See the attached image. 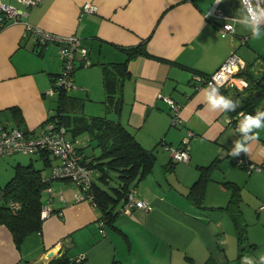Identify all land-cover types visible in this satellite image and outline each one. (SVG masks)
I'll use <instances>...</instances> for the list:
<instances>
[{
    "label": "crops",
    "instance_id": "1",
    "mask_svg": "<svg viewBox=\"0 0 264 264\" xmlns=\"http://www.w3.org/2000/svg\"><path fill=\"white\" fill-rule=\"evenodd\" d=\"M0 2L24 10L19 21L0 29V123L18 126L12 117L18 113L19 126L39 132L57 108V94L49 90L62 59L56 40L40 43L35 34H75L91 64L74 70V87L66 91L63 107L76 102L84 113L95 110L85 116L102 115L103 74L108 71L118 97L117 111H110L155 156L151 171L133 187L151 208L125 213L119 202L112 222L71 180L47 181L51 194L46 186L42 202L51 214L42 219L39 232L28 234L17 247L0 222V264H50L63 255L75 264H247L264 255V170L249 171L233 162L228 151L239 134L226 121L229 112L210 111L206 86L192 77L214 72L240 47L239 38L250 36L240 25L234 34L221 32L224 22L238 16L239 0H39L28 7L19 0ZM83 2L94 3L96 11L80 14ZM245 61L243 75L251 87L255 78ZM224 90L230 97L231 89ZM163 96L179 104V124H173ZM188 129L195 133L189 158L173 161L166 146H178ZM81 135H75L80 145ZM259 136L245 154L254 162L264 160V130ZM33 155L45 180L57 159L42 151ZM15 160L26 164V158ZM213 161L217 165L205 172ZM10 177L1 179L0 187ZM92 180L98 182L94 175ZM240 224L255 249L238 258ZM79 255L83 259L76 261Z\"/></svg>",
    "mask_w": 264,
    "mask_h": 264
},
{
    "label": "trees",
    "instance_id": "2",
    "mask_svg": "<svg viewBox=\"0 0 264 264\" xmlns=\"http://www.w3.org/2000/svg\"><path fill=\"white\" fill-rule=\"evenodd\" d=\"M126 50L127 53L130 51L131 53L136 52L135 49ZM139 50L142 49L140 48ZM125 65V62L120 63V66L123 68H125ZM125 73L126 70L124 74ZM110 77V73L104 71L103 84L106 91V108L109 111H117L118 97H116L114 93L116 83ZM251 84L253 85L250 87L249 82L248 88L250 90L248 94L243 97L237 96L235 92L231 93L229 98L238 102L239 107L235 112H229L230 114H234L239 110L253 113L257 111L255 109V104L264 96V78L255 79ZM118 86H120L119 82ZM223 92L225 96L228 94L227 90ZM56 94L57 108L55 112L47 118L55 120L58 125L64 126L66 134L67 131L70 130L73 137L79 133H88L90 140L93 141L94 147L99 149L97 155H84L83 163L92 170L98 171L96 177L98 182L92 181L90 191L94 196L96 206L101 211L103 218H105L107 222H112L117 213L115 210L116 205L119 202H123L126 193L151 171L155 156L152 151L145 149L138 142L134 134L122 122L112 119L106 114L88 117L84 115L72 119V117L65 112V108L63 107V99L66 90L57 89ZM12 117H14L19 128L26 130L24 127L19 126L21 119L18 113L12 114ZM71 141H73V139H71ZM77 147L83 151L81 147ZM49 154L48 151L42 150V155L44 157L47 158ZM216 165L217 162L213 161L210 165L205 167V172L211 171ZM110 170L116 171V176L119 180L118 186H108V178L110 176L108 171ZM203 174L205 173H201L200 177H202ZM200 182L199 179V183ZM48 184L49 183L43 178L42 168H37L31 161L26 164H15L12 176L1 186L3 195L0 203V222L9 228L17 247L22 245L28 234L39 232L41 228L42 219L40 218V210L43 204L42 195L43 190ZM195 186L196 183L192 186L193 190L191 194ZM10 201L17 203L18 207H11L9 205ZM233 218L236 221L235 214ZM243 227L244 224L237 226L238 258L247 252H253L255 249V244L247 241ZM67 263H70L69 259L63 255L54 259L50 264ZM75 263L76 262H72L70 264Z\"/></svg>",
    "mask_w": 264,
    "mask_h": 264
},
{
    "label": "built area",
    "instance_id": "3",
    "mask_svg": "<svg viewBox=\"0 0 264 264\" xmlns=\"http://www.w3.org/2000/svg\"><path fill=\"white\" fill-rule=\"evenodd\" d=\"M20 3L26 7L35 5L39 0H19ZM97 6L92 2H83L80 6V14L85 12H95ZM24 10L8 3L0 2V29L6 24L20 20ZM215 15V13H213ZM226 23L221 25V32L234 34V32L224 29ZM37 33V32H36ZM40 43L47 40H56L59 43V54L62 59V68L54 78L55 85L49 90L50 94L56 92L57 89L69 90L74 87V70L78 66H89L91 60L87 56L88 49L80 46L79 37L75 34L58 35L48 31H42L35 36ZM240 43L247 42V36L239 38ZM246 67V61L239 56L236 51H231L225 60L216 68V70L208 75L193 74V78L202 82L206 87L210 82L217 83L219 90L234 89L242 91L249 86L248 79L243 75ZM214 77L218 79L214 81ZM168 102L173 124H179V104L170 96H163ZM245 112L254 114L250 111L239 110L234 114L228 113L226 121L231 124L235 130L237 129L239 121V113ZM239 134V133H238ZM195 136L193 130L188 129L181 138L178 146L165 145L169 150L171 159L173 161H187L189 158L190 140ZM46 150L52 154L56 159V163L52 165L50 175L45 179L46 181L52 179H67L77 184L83 195L89 199L95 206L96 202L91 193L93 170L83 163L84 152L78 149L73 141L67 136L64 126L58 125L55 120L46 119L37 134L23 130L18 126H12L7 122L0 123V156L10 155L13 153L34 154L38 151ZM230 156V155H229ZM231 157V156H230ZM233 162L245 167L249 171L264 170V160L261 162H254L247 158L244 153L237 157H231ZM46 190L51 194V187L47 185ZM3 195V189L0 187V198ZM11 207H18L14 201H10ZM135 208L150 209L151 205L137 196V190L131 188L125 196L122 205L119 208L120 212L129 213ZM260 208H264L261 205ZM51 214L50 208L42 204L40 210V218L45 219ZM83 255L75 258L76 261H81Z\"/></svg>",
    "mask_w": 264,
    "mask_h": 264
},
{
    "label": "clouds",
    "instance_id": "4",
    "mask_svg": "<svg viewBox=\"0 0 264 264\" xmlns=\"http://www.w3.org/2000/svg\"><path fill=\"white\" fill-rule=\"evenodd\" d=\"M222 0H216L221 3ZM240 8L238 16L232 23H226L224 29L230 32L236 31V25L250 31L253 39L264 36V0H239ZM214 77V81L217 80ZM205 103L212 112H235L239 107L238 102L221 94L219 85L210 82L203 90ZM264 130V110L256 111L254 114L240 112L236 131L239 139L233 141V147L228 151L231 157H237L241 153L248 154L250 145L260 138L259 133ZM247 264H264V255H260L256 261L249 260Z\"/></svg>",
    "mask_w": 264,
    "mask_h": 264
},
{
    "label": "rangeland",
    "instance_id": "5",
    "mask_svg": "<svg viewBox=\"0 0 264 264\" xmlns=\"http://www.w3.org/2000/svg\"><path fill=\"white\" fill-rule=\"evenodd\" d=\"M236 53L248 61L249 67L252 66V68H249L248 74L253 76L255 79L261 78V76L264 75V36H262L260 39H253L251 34L250 36L247 35V42L243 44L240 43V47L236 50ZM249 90L250 89L247 87L246 89L239 91V92L234 89H231L229 92L230 93L235 92L237 96L243 97L244 95L248 94ZM255 105H256L255 109L257 111L264 110V96H262L259 99V101L256 102ZM97 106L98 105L96 103H93V107L97 108ZM90 111H94V112H87V111H85V113L82 112V104L81 106H79L77 105L76 102L72 103L71 106L65 109V112L68 113L69 116L72 117V119L79 118L84 115H89L90 113H95V110H90ZM103 114H106L108 117L115 119L113 112L109 111L107 108L106 110L104 108L102 115ZM232 128L235 129L233 126ZM82 134L85 135V137L81 135L84 138L82 139V142L80 145L79 141L77 140L78 138H75V136L73 137L70 130L67 131V136L73 139V142L77 143V145H80L86 155L90 156L93 152L94 154L97 155L99 153V149L93 146V141L90 140L89 134L86 132ZM16 158H26L24 163H28L31 159L36 167L39 166L36 164L37 162H39V159L34 157L33 154H26V153L18 152V153L6 155L4 157H0V181H2L1 179H4V182H5L11 176L10 173L14 167L13 164L16 163V160H15ZM5 161L7 162L5 163ZM41 166L42 165L40 164L39 167ZM108 173L110 175L108 178V186L109 187L118 186L119 180L116 176V171L110 170L108 171ZM93 175H94V178H96L98 175V171H95ZM3 183L0 182V185H2Z\"/></svg>",
    "mask_w": 264,
    "mask_h": 264
},
{
    "label": "water",
    "instance_id": "6",
    "mask_svg": "<svg viewBox=\"0 0 264 264\" xmlns=\"http://www.w3.org/2000/svg\"><path fill=\"white\" fill-rule=\"evenodd\" d=\"M51 254H52V252H49V253H48V255H51Z\"/></svg>",
    "mask_w": 264,
    "mask_h": 264
}]
</instances>
